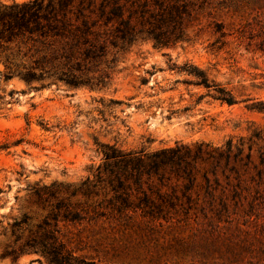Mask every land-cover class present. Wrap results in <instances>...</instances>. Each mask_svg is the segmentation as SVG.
Listing matches in <instances>:
<instances>
[{"label":"rangeland","instance_id":"374dc122","mask_svg":"<svg viewBox=\"0 0 264 264\" xmlns=\"http://www.w3.org/2000/svg\"><path fill=\"white\" fill-rule=\"evenodd\" d=\"M81 1L96 8L102 0L74 2ZM158 2L179 5L183 13L170 29L177 26L182 37L159 46L144 35L125 50L109 45L89 72H110L105 86L28 82L19 75L5 80L8 56L23 66L47 51L35 39L5 43L0 264H57L49 252L54 242L72 264H264V0ZM132 21L142 27L139 11ZM187 64L236 102L195 84L182 69ZM256 132L261 139L248 159ZM229 139L246 141L243 156L219 167L203 161L186 196L174 176L145 175L137 183L122 174L119 186L115 172L123 171L106 166L103 155L106 145L151 153L182 143L223 146Z\"/></svg>","mask_w":264,"mask_h":264},{"label":"trees","instance_id":"16d2710c","mask_svg":"<svg viewBox=\"0 0 264 264\" xmlns=\"http://www.w3.org/2000/svg\"><path fill=\"white\" fill-rule=\"evenodd\" d=\"M74 1L30 0L22 4L0 5V53L2 48L7 49L5 43L19 38L35 39L47 48L30 65H14L13 58L8 56L7 64L11 65L6 66L7 71L3 75L5 80L19 75L28 82L54 78L75 87H101L107 84L110 72H102L99 76L90 75L89 72L92 65H97L108 54L109 45L125 50L144 35L153 38L159 46L168 45L182 37L179 31H175L177 26L173 25L170 29V23L179 21L183 13L179 5H162L156 0L155 4H141L138 7H133L134 3H131L133 6L129 8L125 2L130 0H102L99 6L93 8L92 3L83 4L81 1L75 4ZM137 11L141 17L140 28L132 21ZM126 12L128 17L125 16ZM145 24L148 26L144 27ZM101 28L105 30L101 31ZM42 50L38 49L37 52ZM19 68L22 70L19 71ZM182 69L195 77V84L214 90L215 96L221 101L229 104L236 102L229 91L209 79L198 67L187 64ZM261 105V109H264V103ZM258 139H261L260 134L256 132L250 140L249 152L246 154L248 159L252 157V149ZM246 144L243 139H229L223 146L182 143L151 153H144L143 150L138 153L123 152L114 145H106L103 155L106 166L123 171L115 172L119 186L122 185V174L133 177L137 183L145 175L159 177L162 181L174 176L184 182L186 196L188 190L198 182L197 173L203 161H209L211 167H219L223 161L230 164L232 159L243 156ZM261 154L264 155V151ZM203 175L210 189V177L206 173ZM62 249L55 242L50 246L53 261L57 264H72L71 256ZM78 264L85 262L79 261Z\"/></svg>","mask_w":264,"mask_h":264}]
</instances>
